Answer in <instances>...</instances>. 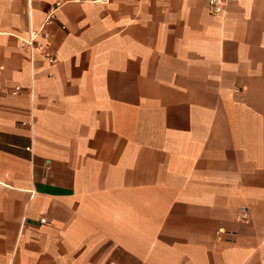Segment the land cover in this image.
Returning a JSON list of instances; mask_svg holds the SVG:
<instances>
[{
	"label": "crops",
	"instance_id": "0c3cea01",
	"mask_svg": "<svg viewBox=\"0 0 264 264\" xmlns=\"http://www.w3.org/2000/svg\"><path fill=\"white\" fill-rule=\"evenodd\" d=\"M0 264H264V0H0Z\"/></svg>",
	"mask_w": 264,
	"mask_h": 264
},
{
	"label": "built area",
	"instance_id": "2783aa9c",
	"mask_svg": "<svg viewBox=\"0 0 264 264\" xmlns=\"http://www.w3.org/2000/svg\"><path fill=\"white\" fill-rule=\"evenodd\" d=\"M233 1H236V0H208V11L210 14H213V15H222L226 6ZM39 34H41V32L32 31L30 34V38L27 40H23L22 44L32 49L34 46L33 40L34 38L39 36ZM44 35L46 36V34ZM37 48L47 58V60L51 64H53L56 61V58L53 57V55L47 50L46 45L38 44ZM18 90H19V87L16 86L14 90L12 91V93L15 94ZM27 149L31 151L30 146ZM242 216L245 217L246 216L245 213H242ZM40 222L44 223L45 219H41Z\"/></svg>",
	"mask_w": 264,
	"mask_h": 264
}]
</instances>
